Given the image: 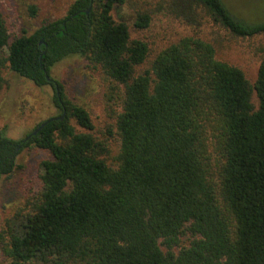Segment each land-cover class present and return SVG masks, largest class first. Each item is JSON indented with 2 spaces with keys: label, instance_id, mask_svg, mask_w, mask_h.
Instances as JSON below:
<instances>
[{
  "label": "trees",
  "instance_id": "16d2710c",
  "mask_svg": "<svg viewBox=\"0 0 264 264\" xmlns=\"http://www.w3.org/2000/svg\"><path fill=\"white\" fill-rule=\"evenodd\" d=\"M129 1L74 0L63 17L15 36L0 15V65L36 86L51 85L60 110L25 140L0 130V180L24 147L50 155L40 163L30 210L0 233L7 264H264V44L251 84L199 35L212 24L252 37L264 34V22L235 18L222 0L158 3L193 33L135 74L147 43L131 39L128 25L112 15ZM143 4L135 5L137 29L152 22ZM28 11L35 15L36 7ZM73 56L98 66L110 82L107 100H118L115 166L102 157L103 143L71 122L92 129L87 110L51 76ZM182 234L191 239L174 253Z\"/></svg>",
  "mask_w": 264,
  "mask_h": 264
},
{
  "label": "rangeland",
  "instance_id": "374dc122",
  "mask_svg": "<svg viewBox=\"0 0 264 264\" xmlns=\"http://www.w3.org/2000/svg\"><path fill=\"white\" fill-rule=\"evenodd\" d=\"M74 0H0V15L5 20L11 36L30 33L41 23L63 17ZM166 0H131L127 4L116 6L112 10L115 20L124 21L129 28L130 38L144 40L148 54L142 64L135 68V74L150 68L155 55L178 38L193 33V30L180 20L168 14L158 3ZM230 13L237 19L254 23L264 22V0H222ZM152 10V22L147 28L133 26L136 3ZM147 2V3H146ZM36 7L31 15L28 6ZM202 39L213 44L216 58L238 66L251 84L256 78L260 60V47L264 44V34L252 37H234L222 28L206 24L199 31ZM6 48H0V60L4 61ZM51 76L62 84L64 96L71 102L87 110L92 129L80 128L73 119L76 129L91 133L106 148L102 157L110 166H115L114 158L119 148V136L116 132V115L120 108L117 101L107 100L109 80L98 66L90 64L80 57H68L51 68ZM55 90L51 85L36 86L8 67L0 65V130L12 139L24 138L41 121L60 114L54 102ZM252 102L257 105L253 91ZM213 144L210 145L211 163H216ZM48 151L34 145L24 147L15 157L12 172L0 180V233L7 224L16 223V216L30 210V204L40 192L41 167L43 159L49 158ZM8 222V223H7ZM3 233V232H2ZM191 237L182 234L178 245L172 248L177 253L187 246ZM6 242V238L3 239ZM0 239V264H7ZM162 251L167 249L160 245ZM79 264V263H77Z\"/></svg>",
  "mask_w": 264,
  "mask_h": 264
},
{
  "label": "water",
  "instance_id": "95a60500",
  "mask_svg": "<svg viewBox=\"0 0 264 264\" xmlns=\"http://www.w3.org/2000/svg\"><path fill=\"white\" fill-rule=\"evenodd\" d=\"M88 10H89V7H87V9L85 10V12H88ZM62 116L60 115L59 116V118H61ZM57 117H49V118H47V119H45L44 121H42L40 124H39V126L38 127H36L32 132H31V134H35L44 124H46L47 122H49L50 120H53V119H56ZM29 137V135H27L25 138H24V140L25 139H27Z\"/></svg>",
  "mask_w": 264,
  "mask_h": 264
}]
</instances>
